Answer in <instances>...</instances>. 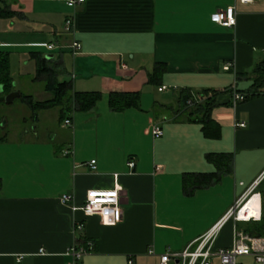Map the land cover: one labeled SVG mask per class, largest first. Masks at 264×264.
Here are the masks:
<instances>
[{
    "label": "crops",
    "instance_id": "obj_1",
    "mask_svg": "<svg viewBox=\"0 0 264 264\" xmlns=\"http://www.w3.org/2000/svg\"><path fill=\"white\" fill-rule=\"evenodd\" d=\"M7 3L13 14L0 17V50L23 55L42 47L45 51H36L60 59L62 74L66 53L73 90L100 95L88 110L73 106L70 126L63 124L60 106L39 110L30 131H10L7 104L0 102V264H65L71 245L87 243L88 252L75 264H159V254L181 252L208 232L264 171V95L235 105L230 96L233 85L242 91L251 84V74L240 79L237 74L249 73L264 58V0ZM228 7L234 24L212 20ZM156 63L165 71L152 85ZM161 85L167 89L158 91ZM178 88L221 92L210 114L218 136L205 135L202 124L169 109ZM136 91L139 107L110 108V93ZM168 91L173 102L159 96ZM50 109L57 119L46 125L41 115ZM155 122L163 129L156 138ZM213 154H229L230 170L220 169L216 163L223 159L212 160ZM196 173L216 177L206 186L184 188V176ZM114 185L120 187L121 219L113 224L71 211L59 200L71 194L80 205L88 190ZM80 222L83 228L74 235L72 226ZM246 227L227 221L216 246H232L235 232L247 233ZM236 262L255 264L248 256ZM170 264L179 263L174 258ZM211 264L220 263L214 258Z\"/></svg>",
    "mask_w": 264,
    "mask_h": 264
},
{
    "label": "trees",
    "instance_id": "obj_2",
    "mask_svg": "<svg viewBox=\"0 0 264 264\" xmlns=\"http://www.w3.org/2000/svg\"><path fill=\"white\" fill-rule=\"evenodd\" d=\"M7 0H0V17L7 18L12 15ZM29 56L35 64L34 81H42L43 89L51 96L45 100H35L30 94L20 93L19 99L36 115L39 110L49 109L60 106L62 121L69 117L74 107L80 110H88L99 98V92L75 91L72 81L59 80L60 59L48 57L49 54H42L39 51H30ZM9 53L0 50V102H4V96L12 91L14 87L11 84ZM165 71L164 64L156 63L149 75L148 82L152 85H158L162 73ZM251 74V84L245 90H238L245 93L246 99L259 95H264V58L254 63L250 72L238 73L237 78H249ZM176 93V105L169 106L173 113L184 115L187 120L202 124V130L205 135L218 136L219 126L211 118V110L217 103V97L221 93L215 89H201L191 91L187 88H178ZM140 92H114L110 93L108 103L112 110H123L129 107H139ZM219 157L216 163L220 169L227 171L231 167V156L229 154H213L212 160ZM214 174H186L184 176V188L195 186H206L216 177ZM244 229L250 235H264V217L259 221L244 222Z\"/></svg>",
    "mask_w": 264,
    "mask_h": 264
},
{
    "label": "built area",
    "instance_id": "obj_3",
    "mask_svg": "<svg viewBox=\"0 0 264 264\" xmlns=\"http://www.w3.org/2000/svg\"><path fill=\"white\" fill-rule=\"evenodd\" d=\"M84 0H67L69 6H75ZM244 3L249 0H239ZM212 20L218 22L223 26H230L234 24L235 18L233 16V8L228 7L223 13L213 14ZM71 18H67L65 21V30L70 29ZM72 46L78 48L79 44L73 42ZM52 45H47V49H51ZM228 68V64L226 67ZM167 86L161 85L158 87V91L166 90ZM231 102L233 105L245 100V93L238 91L234 85L230 90ZM65 126L71 125V118L67 117L63 120ZM238 126H244L243 122L237 123ZM152 136L154 138L163 134L161 122H155L151 129ZM63 154L69 153V150H64ZM91 169H95V160H90L88 163ZM129 168L133 167V162L127 163ZM116 176V175H115ZM264 180V171L252 182V184L246 188L243 194H241L235 201L232 207L220 218L218 222L212 226V228L190 243L181 252H169L166 251L159 254V264H170L172 259L176 258L179 264H211L214 258L219 260L220 264H237L236 259L238 257L248 256L251 257L255 264H264V235H250L248 233L239 231L235 232L236 239L230 247H217L216 237L221 227L227 222H248L259 221L264 217V191L259 190V185ZM257 194V206H254L256 213L248 215L247 204L251 200L252 196ZM119 196L120 187L114 185L108 189H90L87 191L85 201L76 205L72 203L73 197L71 194H62L59 198L60 202L69 204L71 211L81 210L85 215L97 214L100 218L108 224H113L121 219V213L119 209ZM253 207V206H252ZM83 228V223L73 224L72 230L74 235H78L79 231ZM90 243L86 246L71 245L66 250V255L71 257L70 261L65 264H75L89 250ZM39 253H43V249L38 250ZM150 253H153L150 251ZM23 256H18L21 259Z\"/></svg>",
    "mask_w": 264,
    "mask_h": 264
},
{
    "label": "rangeland",
    "instance_id": "obj_4",
    "mask_svg": "<svg viewBox=\"0 0 264 264\" xmlns=\"http://www.w3.org/2000/svg\"><path fill=\"white\" fill-rule=\"evenodd\" d=\"M53 37V36H52ZM30 51H45L42 47L38 48H29ZM48 53V52H47ZM43 53V54H47ZM9 62H10V74L12 77L11 84L15 90L20 91L24 94H30L34 97L35 100H45L49 98L51 95L46 93L43 89V82L42 81H34L35 75V64L33 59L29 56L28 49L23 55L20 54H9ZM65 65H68L67 73L59 69V80H69L71 81V74L70 69L72 67V59L65 53L64 59ZM62 65L60 64V68ZM159 96H164L165 98H172L173 102V94L171 91H168L163 94H159ZM166 99V100H167ZM165 100V101H166ZM171 102V101H170ZM5 110L7 111V118L9 119L8 129L10 131H18L22 129H27L30 131L33 127H35V123L33 122L32 112L30 109L18 98H15L12 103L5 105ZM41 118L46 120V125H52L55 123L56 118V109H50L45 113H42ZM45 114V115H44ZM25 116V123L22 119Z\"/></svg>",
    "mask_w": 264,
    "mask_h": 264
},
{
    "label": "water",
    "instance_id": "obj_5",
    "mask_svg": "<svg viewBox=\"0 0 264 264\" xmlns=\"http://www.w3.org/2000/svg\"><path fill=\"white\" fill-rule=\"evenodd\" d=\"M50 57V56H48ZM2 91V88L0 87V92ZM20 96V93L19 91L17 90H12L10 91L9 93H7L5 96H4V102L6 104H10L12 103V101L15 99V98H18Z\"/></svg>",
    "mask_w": 264,
    "mask_h": 264
},
{
    "label": "bare ground",
    "instance_id": "obj_6",
    "mask_svg": "<svg viewBox=\"0 0 264 264\" xmlns=\"http://www.w3.org/2000/svg\"><path fill=\"white\" fill-rule=\"evenodd\" d=\"M257 198H258V195L255 194L252 196L251 200L249 201V203L247 204V207H250V209L248 210V215H251V214H254L256 213V210L254 209V206H257ZM253 206V207H252Z\"/></svg>",
    "mask_w": 264,
    "mask_h": 264
}]
</instances>
